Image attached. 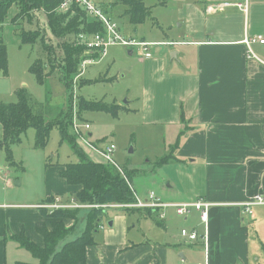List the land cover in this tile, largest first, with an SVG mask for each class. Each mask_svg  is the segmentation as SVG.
<instances>
[{"label":"crops","instance_id":"crops-1","mask_svg":"<svg viewBox=\"0 0 264 264\" xmlns=\"http://www.w3.org/2000/svg\"><path fill=\"white\" fill-rule=\"evenodd\" d=\"M113 1L97 0L105 4ZM142 1L145 9L149 8V18L137 26L122 15V6L112 10V16H119L132 32L134 38L129 39L152 44L148 59L139 50L126 48L128 56L136 54L131 65L139 74L128 102L122 106L103 103L108 110L84 109L78 103L77 118L87 124L83 118H93L89 112L112 117L134 113L152 144L159 142L161 134L166 146L163 154L146 162L152 168L155 164L161 177H153L157 171L151 170L145 180L146 192L138 197L131 179L136 170L118 165L111 142L91 141L98 148L114 146L113 167L124 173L121 176L133 201L119 204L120 208L110 213L102 211V227L94 234V245L85 249V264H264V44H244L252 37L264 39V0ZM226 3L228 6H223ZM168 6L172 7L168 12L155 11ZM17 13L12 8L5 21L14 35L27 25L15 28L9 23ZM39 16L45 15L41 12ZM160 19L164 24H158ZM36 26L41 27L39 21ZM81 30L79 34H93ZM72 39L66 37V41L75 42ZM84 54L82 69L85 61L101 56L88 49ZM82 75L79 69L67 88L73 90L72 99L76 84L84 83ZM88 135L91 140L92 133ZM63 142L60 137L59 144ZM44 178L45 194L40 201L46 202L0 204V264L19 254L18 245L8 239L20 232L43 247L36 227H49L52 220L45 215L51 212L37 206H51L54 199L71 206L75 199V189L60 177L59 168L46 169ZM256 196L262 201L251 206L248 214L245 203L254 202ZM196 202L210 204L205 225L193 207L183 216L176 214L174 205ZM157 203L173 207L152 206ZM68 221L64 225L70 228L72 220ZM182 230L195 232L196 239L183 238ZM75 236L70 235L67 241Z\"/></svg>","mask_w":264,"mask_h":264},{"label":"rangeland","instance_id":"rangeland-1","mask_svg":"<svg viewBox=\"0 0 264 264\" xmlns=\"http://www.w3.org/2000/svg\"><path fill=\"white\" fill-rule=\"evenodd\" d=\"M113 1V0H105ZM140 1L143 5L142 0ZM106 3V2H105ZM172 7L168 8L156 7L155 11L171 10ZM121 13L122 8H118ZM149 11V8L146 9ZM15 13V10L11 12V16ZM34 13H37L36 11ZM72 15V14H71ZM16 16V15H15ZM14 16V17H15ZM39 17V18H38ZM35 17L37 19L36 24H41V27L37 28L35 23L32 27L25 25L23 28H33L29 31H35L44 39L45 43L53 47V53L56 59L63 55V45L61 39L55 38L49 28L46 25L47 19L43 17L44 22L41 23L42 17ZM149 17L146 16L147 20ZM8 20V19H7ZM111 23L119 27L124 38L129 39L132 36V32L126 27L125 23L120 19L119 16H111ZM68 21V20H67ZM147 22L145 25H149ZM26 24L23 23L22 26ZM159 25L164 24L163 19H160ZM156 23L154 26H158ZM36 27V28H35ZM141 26L140 29H142ZM102 33L104 29L102 27ZM2 41L7 48L8 53V77L3 78L0 76V102L1 103H13L16 101L15 92L20 88H25L27 93L32 98V105L36 111L43 114L44 117L49 118L51 121L59 119L54 114L58 111H63L64 115H67L69 119V113L77 114L78 103L82 97L88 102H101L102 104H120L128 102L129 92L133 91L135 84L137 83L139 74L132 70L131 63H135L136 54L132 57L128 56V46L117 43L115 46L108 48L104 55L101 54L99 60H89L83 69L80 64V72L83 73L82 78L84 83L80 82L76 84L78 88L75 90L72 99V89H67L62 81H60L57 74L53 73L48 78L47 86L40 85L36 82L34 75L29 72V66L33 61L41 59L42 61L46 58V51L42 50L41 53H37L35 48L30 45L19 44L18 38L13 34L12 27L8 23L2 25L0 30ZM33 33V32H27ZM148 36V35H147ZM158 35L154 32L153 37ZM146 49L145 52H139L144 58L145 54H149V49L152 44L144 41H139ZM40 46V45H38ZM41 47V46H40ZM148 59V58H147ZM78 69V71H79ZM82 70V71H81ZM93 76V77H92ZM90 78V79H89ZM107 79L106 82L103 80ZM82 83V84H81ZM47 92L49 94H47ZM79 98V100L77 99ZM72 100V105H71ZM78 100V101H77ZM89 116L93 118L84 117L83 120H87V124L90 125L85 129L86 136L90 140L89 132L92 133L91 141H98L104 145L106 143H112L115 146V153L117 163L120 166H124L131 170H136L134 176L131 177L134 182L137 196L141 198L146 192L145 180L150 177V171L154 170L155 173L158 170L154 164V168L150 166V163H146L149 158L159 157L164 152V146L161 142V134L159 142L152 144L151 140L147 136L145 128L139 125L138 117L134 114H123L119 113L117 117H112L110 114L89 112ZM63 115V116H64ZM79 120V119H78ZM81 121V120H80ZM91 124H90V123ZM58 127L51 130L49 134V140L46 146L42 149L35 148V131L32 128L27 129L22 135L18 144L10 146L11 152L9 155L5 149L0 150V204H38L46 202V199L40 201V198L45 194L44 191V175L46 169L58 168L61 164L71 163L77 161L79 155L85 157L88 161L96 164H103L101 157H97L92 154L88 147L80 142V145L75 140V146L80 152L70 146L72 143L70 140L64 141L59 144L60 136L57 131ZM88 133V134H87ZM68 135L72 136L71 130L68 129ZM0 130V139H1ZM75 139V138H74ZM166 147V146H165ZM105 160V159H104ZM11 164V165H9ZM160 171H157L155 178H160ZM154 173V174H155ZM137 182L139 186L135 183ZM75 192L79 188H74ZM55 203L50 206V212L55 215L76 214L77 221L71 219V227H75V231L71 235L82 236L85 232L87 218L91 217L86 211L80 212L79 202L72 199L70 205L64 204V201L54 199ZM100 208L101 206L95 205L101 209L103 213L113 212L116 207ZM39 208L48 207L46 204L37 206ZM82 208H93V206L84 205ZM96 209V208H93ZM50 213V214H51ZM104 218V216H102ZM98 218V229H101V220ZM69 220V218H67ZM66 224L69 223L65 222ZM98 229L95 230L98 231ZM78 236H75L77 238ZM80 236V237H81ZM74 238V239H75ZM94 238V236H93ZM10 241L14 240L9 237ZM18 245V243H16ZM91 246V245H90ZM88 247V246H87ZM86 247V248H87ZM19 254L15 257L12 255L7 257V264H15L14 262H24L28 264H34L35 259L32 255L19 247Z\"/></svg>","mask_w":264,"mask_h":264},{"label":"trees","instance_id":"trees-1","mask_svg":"<svg viewBox=\"0 0 264 264\" xmlns=\"http://www.w3.org/2000/svg\"><path fill=\"white\" fill-rule=\"evenodd\" d=\"M64 1L0 0V30L8 19V13L12 8L18 11L16 16L12 17L9 21L15 28L21 26L23 23H26L28 27H32V24L36 23L34 21L35 17H38L42 12L47 19L46 25L51 34L63 41V55L56 59L53 47L45 43L44 39L35 32L37 30L29 31L33 28H28V30L21 28L16 31L15 36L21 45L32 46L37 53H41V57V48L46 51L45 60L34 61L28 69L34 75L36 82L43 86H47L48 78L53 73H57L65 87H70L73 78H76L79 73L78 69L82 62L81 57L86 56L84 54L86 48L76 42V36L80 32H83L82 28L86 34L102 33L101 23L89 17L78 6L71 5L67 11H62L60 7ZM98 4L107 17L112 16L113 7L122 6V15L133 26L143 23L147 16L145 6L138 0H114L111 4L103 2ZM35 11L37 13H34ZM66 37L69 40L73 37L72 40H75V42L66 41ZM7 54V48L2 41L0 33V76L3 78L8 77L9 65ZM47 94L49 93L47 92ZM15 95L17 99L13 103L0 102V127L2 130L0 149L4 148L9 155L11 152L9 147L18 144L21 135L29 128L35 131V148L42 149L49 140L51 130L58 127L59 129L57 130L59 131L61 141H66L68 136L71 139V141L68 140L72 143L70 145L73 148L72 151L74 152V148L77 150L74 137L68 135V127L70 121L72 122V114L70 115L69 113L68 119L67 115H64L66 113L62 112L56 115L59 119L51 121L36 111L32 105V98L25 88L18 89ZM79 105L84 109H107V107L102 106L101 102H84L81 99ZM105 112L112 113L111 111ZM75 154L79 155L80 152H75ZM58 168L60 177L69 186L79 188L73 194L81 206L83 204L89 206L130 204L133 201L132 193L121 176L124 173L122 171L121 173L118 172L113 165L92 163L79 155L77 161L59 165ZM86 210H89L87 212L91 214V217L87 218L84 234L81 237L78 236L75 240L67 241L76 228H68L64 223L67 218L77 221L76 214H70L67 217L65 213L61 215L46 214V218L52 220L49 227L43 224H39L36 227L37 233L43 239V247L31 243L24 235V232H20L11 237V239L18 243L20 248L25 249L32 255L36 261L34 264H85V249L87 246L94 245L93 236L95 230L98 229L99 222L97 219H101L100 215L102 213V210L98 208H82L80 212ZM15 264L28 263L15 262Z\"/></svg>","mask_w":264,"mask_h":264},{"label":"built area","instance_id":"built-area-1","mask_svg":"<svg viewBox=\"0 0 264 264\" xmlns=\"http://www.w3.org/2000/svg\"><path fill=\"white\" fill-rule=\"evenodd\" d=\"M71 5H76L79 8H81L89 17L93 18L97 22L101 23L104 33H93L91 35H85V34H79L77 39L78 42L84 46L86 49L92 52H99L102 55L105 54L107 47L114 46L117 43H121L124 45H127L128 48H135L141 52H145L146 49L143 47V45L134 39H125L122 37V35L119 33L115 25H113L110 22L109 17L106 16V14L103 12V10L98 5V2L96 0H65L62 4L60 9L62 11H67ZM223 6H228V4H224ZM238 7H242L241 4H237ZM243 11H246L245 7L242 8ZM208 12H211L212 9L209 8L207 10ZM215 12V11H214ZM260 43L264 44V39L261 37H252L251 39L244 40V44L249 47V45L254 43ZM144 58H150V53L145 54ZM89 60L85 61L83 63L84 65H88L87 63ZM72 123H71V133L77 143L80 145V142L86 145L90 152H92L94 155L101 157L105 159L107 163L110 165H115L113 160V154H114V146L109 145L108 147L98 148L94 146L86 136V130L88 127H90L88 124H82L80 120L77 118V114H72ZM262 199L259 196H256L254 198V202H247L245 203V209L244 211L248 214H251V206L254 204L261 203ZM158 204V203H157ZM116 206H119L118 204H115ZM142 206V205H140ZM152 206H158V207H173L172 205H152ZM175 211L177 215L183 216L186 213H188V208L193 207L196 211L200 213V221L205 225L207 223L208 218V210L210 208V204L208 203H202V202H196L191 204H181V205H174ZM50 208V206L46 207ZM181 236L183 238H186L188 241H194L196 239L195 232H187L186 230L181 231Z\"/></svg>","mask_w":264,"mask_h":264},{"label":"bare ground","instance_id":"bare-ground-1","mask_svg":"<svg viewBox=\"0 0 264 264\" xmlns=\"http://www.w3.org/2000/svg\"><path fill=\"white\" fill-rule=\"evenodd\" d=\"M72 117H73V115H72ZM71 123H72V122H71ZM94 206H95V205H94ZM94 206H93V208H98V207H94ZM106 206H108V207H115L113 204H111V205H101L100 208H106ZM82 207H83V206L79 205V208H80V209H82Z\"/></svg>","mask_w":264,"mask_h":264},{"label":"flooded vegetation","instance_id":"flooded-vegetation-1","mask_svg":"<svg viewBox=\"0 0 264 264\" xmlns=\"http://www.w3.org/2000/svg\"><path fill=\"white\" fill-rule=\"evenodd\" d=\"M119 205V204H118Z\"/></svg>","mask_w":264,"mask_h":264}]
</instances>
